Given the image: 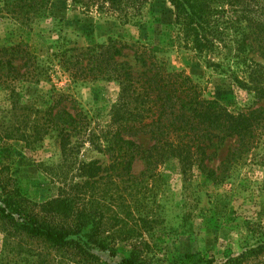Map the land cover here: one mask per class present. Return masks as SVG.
Wrapping results in <instances>:
<instances>
[{"label":"trees","instance_id":"16d2710c","mask_svg":"<svg viewBox=\"0 0 264 264\" xmlns=\"http://www.w3.org/2000/svg\"><path fill=\"white\" fill-rule=\"evenodd\" d=\"M68 1L82 12L114 17L123 23L135 19L150 2ZM164 1L171 9L176 39L228 80L230 87L243 91L247 100L241 107L230 108L232 101L227 104L204 97L188 75L167 70L150 46L107 38L97 50L73 52L70 47L57 52L58 61L72 79L116 83L117 96L107 126L95 133L75 100L50 88L45 107L34 113L31 131H20L18 138L28 145L51 134L61 150L68 149L72 138L93 145L110 160L105 174L98 175V179H136L131 166L138 157L144 166L140 176L150 175L166 159H175L181 168L195 167L214 183L224 180L226 169L216 173L205 165L213 152L226 139H232L234 145L221 161L229 165L258 146L264 137V0ZM48 2L0 0V17L29 26ZM124 50L132 56L133 65L117 59ZM37 67L36 57L26 43L0 45L3 86L34 77ZM223 98H227L225 93ZM139 134L150 140L146 148L133 139ZM84 167L88 177L99 168L94 161ZM93 182L85 181L84 190L88 191ZM104 217L102 205L92 200L76 203L65 198L63 215L55 208L39 209L20 193L15 178L0 165V264H65V257L70 263L100 264L98 251L109 256L116 252V237ZM139 252L132 244L115 264H144ZM260 256H264V239L219 264H241Z\"/></svg>","mask_w":264,"mask_h":264},{"label":"rangeland","instance_id":"374dc122","mask_svg":"<svg viewBox=\"0 0 264 264\" xmlns=\"http://www.w3.org/2000/svg\"><path fill=\"white\" fill-rule=\"evenodd\" d=\"M107 38L150 46L167 70L188 75L206 98L232 101L230 108L241 107L247 100L243 91L230 87L228 80L176 39L171 9L164 0H150L140 15L125 23L82 12L68 0H49L29 26L0 17V45L26 43L38 65L34 77L0 84V165L15 178L20 193L39 209L55 208L62 215L65 198L102 205L106 225L116 237V252L109 256L98 251L100 264H115L132 244L144 264H219L264 239V137L239 159L223 165L226 151L234 145L226 139L205 163L216 173L226 169L224 180L218 183L195 167L181 168L175 159H166L150 175L140 176L144 166L138 157L131 166L136 179H98L110 160L93 145L72 138L68 149L61 150L51 134L28 145L18 138L20 131H31L34 113L45 107L50 88L72 97L95 133L107 126L117 96L116 83L72 79L57 56L70 47L73 52L97 50ZM117 59L134 64L126 50ZM133 139L143 148L150 144L143 134ZM89 161L99 167L92 177L84 167ZM85 181H95L88 191L83 188ZM66 258L65 264H81ZM241 264H264V256Z\"/></svg>","mask_w":264,"mask_h":264}]
</instances>
